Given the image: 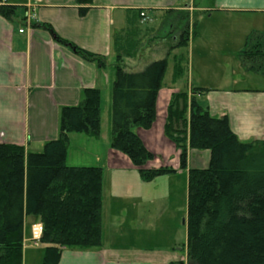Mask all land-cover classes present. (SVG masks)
<instances>
[{
  "label": "crops",
  "instance_id": "1",
  "mask_svg": "<svg viewBox=\"0 0 264 264\" xmlns=\"http://www.w3.org/2000/svg\"><path fill=\"white\" fill-rule=\"evenodd\" d=\"M77 1L2 0L1 5L17 8V14L12 19L0 14V144L20 146L26 152H42L47 142L59 138L62 108L79 105L85 89H98L102 94L101 136L96 139L70 134L67 165L75 167L68 164L69 150L74 147L79 153H86L87 157L79 159L87 165L82 167L103 169L104 179L105 175L113 176L108 189L104 180V244L89 250L63 248L59 264L178 261V246L187 242L189 171L206 168L210 151L189 149L188 169H180V152L165 135L168 107L173 94L190 93L192 86L205 89L207 92L198 96V100L208 106L214 118L227 117L242 143L264 140V88L235 87V67L241 68L239 55L247 37L253 31H264V0H91L88 5ZM81 8L88 9L84 17L80 15ZM141 11L153 24L156 18L164 21L170 13L178 16L188 12L197 21L196 34L191 33L187 48L173 49L178 36L177 32L172 33L168 41L161 40L159 49L146 56L143 44L156 36L155 28L148 24V35L140 38L137 28L141 24ZM29 12L35 18L31 27L26 28ZM174 26L171 25L172 30ZM21 29L25 32L20 33ZM151 34L154 37H149ZM56 36L102 57L105 66L83 60L74 50L58 43ZM117 39L118 45L127 43L125 46L130 47L133 57L129 59V55L121 52L123 67L132 62L135 72H139L154 61L167 59L170 63L185 55L189 78L195 75L198 79L197 86L189 79L183 82L184 77L175 82L172 73L171 84L166 85V73L157 99L155 124L150 130L134 129L155 157L145 169L176 171L152 182H144L139 168L125 154L111 148V135L107 142L102 140V117L106 109L109 118L111 115L110 98L113 100L115 69L120 59L115 48ZM222 45L239 48L232 52L230 48L221 50ZM211 61H222L224 70L208 64ZM220 75L221 83L232 87L214 88L206 84V79H218ZM127 173L135 175L134 182L124 178ZM40 222V217H25L23 264L43 263L47 245L35 246L31 242V228ZM182 233L185 235L182 243L171 240ZM166 239L169 240L163 242ZM171 255L177 259L172 260Z\"/></svg>",
  "mask_w": 264,
  "mask_h": 264
},
{
  "label": "trees",
  "instance_id": "2",
  "mask_svg": "<svg viewBox=\"0 0 264 264\" xmlns=\"http://www.w3.org/2000/svg\"><path fill=\"white\" fill-rule=\"evenodd\" d=\"M0 14L12 19L17 8L1 5ZM80 5L91 0H78ZM87 8L80 9L86 16ZM142 12V11H141ZM180 40L173 48H187L190 15ZM197 21L194 19L193 34ZM51 32V27H45ZM83 60L105 66V60L60 37ZM115 71L112 104L111 148L125 154L140 169L144 182L175 174L172 168L146 170L154 155L134 132L150 130L157 119L156 104L167 73V59L154 61L139 72H127L120 64ZM239 59L249 72L264 75V31H253ZM188 58L174 60L175 82L186 74ZM207 90L173 94L165 135L180 152V169H188L189 149L209 150V165L191 169L188 177L187 262L169 264H264V141L242 143L227 117L214 118L198 100ZM102 94L85 89L79 105L64 107L59 118V138L45 144L42 152L0 144V264H23L26 216L40 217L44 225L41 243L47 245L42 264H59L63 248L89 250L104 244V170L69 167L70 134L101 136Z\"/></svg>",
  "mask_w": 264,
  "mask_h": 264
},
{
  "label": "rangeland",
  "instance_id": "3",
  "mask_svg": "<svg viewBox=\"0 0 264 264\" xmlns=\"http://www.w3.org/2000/svg\"><path fill=\"white\" fill-rule=\"evenodd\" d=\"M141 13V12H140ZM183 13V12H182ZM184 13H188V12H184ZM190 15V18H191V14L188 13ZM174 14H169V16L166 17V19L164 21H160L158 20L159 18H156L154 22H156L155 24L151 23L152 22V19L151 18H148L147 19H143L141 18V24L140 26L137 28V30L140 32V38L147 36L148 33L146 32L147 31V27H154L155 30L153 31L154 32V36H156L151 42H148L149 40L147 39L146 42L143 44V54L148 56L150 54H152V52H155L157 49H159L158 47H161V40L162 41H165L167 40L168 41V38L172 35V33H175L177 32L175 35H177L178 39H177V42L180 40V36H181V31L184 30V28L186 29V21L185 20H182L181 18L180 19H176V16H173ZM147 16V15H146ZM193 18V19H192ZM191 20H190V24H191V28H190V33H192V25L194 23V17H192ZM151 23V24H150ZM149 24V25H148ZM175 25L174 27V30H172L171 28V25ZM148 25V26H147ZM148 27V28H149ZM177 28V29H176ZM142 31V32H141ZM133 32H135V30H133ZM150 33V32H149ZM125 35H123V37H125ZM152 34L149 35V37H154ZM177 42H176V45H177ZM127 44V43H126ZM126 44H123L122 46V53L126 56L129 55V59H132V54L129 53L130 52V47H126L125 45ZM239 44V43H238ZM230 50H232V52H237L238 51V48L234 46V48H231L229 47ZM227 45L225 46H220V49L221 50H228L229 49ZM243 50V49H242ZM241 50V51H242ZM196 59L197 57L195 58V61L194 63L196 62ZM237 61V58H235V62ZM203 63V62H201ZM239 63L241 64V68L240 67H235V79H236V84L237 86L235 85L236 88H240V89H243V88H249V87H252V88H264V75L261 74V75H258L256 72H249L245 69V67H243L241 61L239 60ZM208 64H211L213 65L214 67H219L220 66V71H223L224 70V67L222 65H224V63L222 61H211L210 63ZM115 65V63H114ZM173 65H174V62L170 61L169 63V67L167 69V78H166V82L165 84L166 85H170L171 84V74L173 73L174 75V69H173ZM235 65H239L237 63H235ZM127 72H135V65H133V63L131 62L130 64H125V67ZM242 69V70H241ZM116 71V69H115ZM228 73V72H227ZM226 73V74H227ZM223 74V73H221ZM221 77L218 78V79H206V84H208V86H211V87H214V88H225V87H232L231 85H229V83H221V79L222 78V75H220ZM225 79L224 80H227L228 81V76H225L224 77ZM188 79L190 81H193V85L194 86H197L196 85V82H197V78L196 76L194 75L192 77L191 75V78H189L188 76V67L186 69V74L184 76V79H183V82H186L188 81ZM181 79L177 80V82H179ZM194 87L192 86L191 89H193ZM180 93V92H178ZM191 93V91H190ZM173 96V95H172ZM105 101L107 103V99L105 98ZM113 100L112 98H110V103L112 104ZM103 120H102V140H104V142H107V140L109 139L108 137L111 135L112 136V111H111V115H110V118L108 117V114H107V109L104 111V114H103ZM264 141V140H263ZM89 155V153H88ZM81 157H87L86 156V153H79V151H76L74 147H71L70 150H69V160H68V164L70 166H77V167H82V166H87L85 165V163H83L82 161H80L79 159ZM155 158V157H154ZM153 161V160H152ZM151 162V161H149ZM148 162V163H149ZM147 163V164H148ZM146 164V165H147ZM145 165V167H146ZM144 167V169H145ZM140 170V169H139ZM146 170H152V169H146ZM154 170V169H153ZM106 177H107V180H106ZM115 177V176H114ZM117 177V176H116ZM124 178H127L128 180L134 182L133 180H135V175H133V173H127L124 175ZM161 178V177H160ZM113 180V176H106L105 175V181L107 183V189H108V186H109V182ZM117 180V179H116ZM156 180V179H155ZM169 239H166V241H163V242H167ZM172 241H177L178 243H182L184 240H185V235L182 233L180 235V237H177V238H172L171 239ZM41 244V243H40ZM128 244H131V242L129 241ZM187 244H188V217H187V242L186 244L184 245H179L178 247L180 248V252H178V256L177 258L179 260H182V261H185V263L187 262ZM136 254V253H135ZM125 255V254H124ZM145 255V254H144ZM170 254L167 255V257H169ZM131 256V255H130ZM138 256V254H137ZM142 256V255H141ZM172 256V255H171ZM175 256H172L171 259L172 260H175L177 259ZM182 258V259H180ZM178 260V261H179Z\"/></svg>",
  "mask_w": 264,
  "mask_h": 264
},
{
  "label": "built area",
  "instance_id": "4",
  "mask_svg": "<svg viewBox=\"0 0 264 264\" xmlns=\"http://www.w3.org/2000/svg\"><path fill=\"white\" fill-rule=\"evenodd\" d=\"M141 18L143 19H147L146 13L141 12ZM35 15L32 12H29L25 18V27H31V25L33 24ZM25 29H21L20 33H24ZM44 233V225L42 223H37L35 225L32 226L31 229V242L37 246L40 244L42 236Z\"/></svg>",
  "mask_w": 264,
  "mask_h": 264
}]
</instances>
